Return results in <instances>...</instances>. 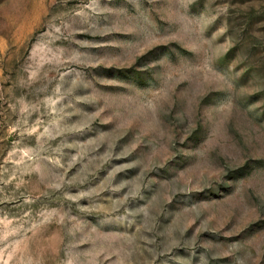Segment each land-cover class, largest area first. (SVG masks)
<instances>
[{
    "label": "rangeland",
    "instance_id": "374dc122",
    "mask_svg": "<svg viewBox=\"0 0 264 264\" xmlns=\"http://www.w3.org/2000/svg\"><path fill=\"white\" fill-rule=\"evenodd\" d=\"M0 264H264V0H0Z\"/></svg>",
    "mask_w": 264,
    "mask_h": 264
}]
</instances>
